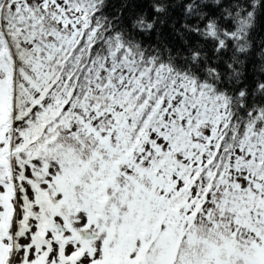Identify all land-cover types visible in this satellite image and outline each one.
I'll list each match as a JSON object with an SVG mask.
<instances>
[{"label":"snow or ice","instance_id":"snow-or-ice-1","mask_svg":"<svg viewBox=\"0 0 264 264\" xmlns=\"http://www.w3.org/2000/svg\"><path fill=\"white\" fill-rule=\"evenodd\" d=\"M0 264H264V0H0Z\"/></svg>","mask_w":264,"mask_h":264}]
</instances>
